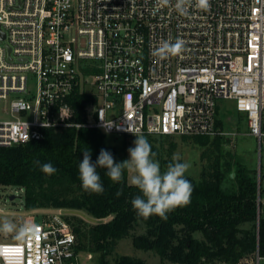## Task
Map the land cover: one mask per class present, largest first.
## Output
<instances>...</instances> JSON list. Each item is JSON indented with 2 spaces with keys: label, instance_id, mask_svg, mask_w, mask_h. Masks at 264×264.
Instances as JSON below:
<instances>
[{
  "label": "built area",
  "instance_id": "1",
  "mask_svg": "<svg viewBox=\"0 0 264 264\" xmlns=\"http://www.w3.org/2000/svg\"><path fill=\"white\" fill-rule=\"evenodd\" d=\"M175 3L0 0V146L80 127L112 136H233L216 121L226 102L261 140L264 0H210L207 11L193 0L184 15ZM177 39L185 42L179 54H155ZM75 92L94 100L77 105ZM27 223L36 234L0 242V264H77L63 217Z\"/></svg>",
  "mask_w": 264,
  "mask_h": 264
},
{
  "label": "trees",
  "instance_id": "2",
  "mask_svg": "<svg viewBox=\"0 0 264 264\" xmlns=\"http://www.w3.org/2000/svg\"><path fill=\"white\" fill-rule=\"evenodd\" d=\"M87 100L94 98L75 92L73 101L77 105ZM216 121L217 125L222 124L220 118ZM139 136L149 141L156 153L154 159L160 162L161 171H166L173 163L176 144L170 141L164 150L159 140L170 136ZM181 137L191 138L202 147L200 159L205 163L198 179L185 173L194 189L191 202L167 213L166 219L155 214L148 218L138 215L131 201L143 194L128 182V168L120 182H113L107 176V169L98 167L102 193L82 187L79 164L84 151H90L91 160L95 162L100 150L106 149L119 163L128 159L126 138L135 141L136 135H123L117 145L109 142L108 135L96 127L66 128L46 130L39 140L0 146V184L23 189L25 210L77 209L96 218L97 222H91L77 214H62L76 237V250L96 253L97 264H109L106 257L120 239L129 235L135 247L152 249L161 260L172 264H236L256 253L264 257V215L257 216L255 170L234 160L231 165L237 188L225 190L222 183L230 163L224 159V136ZM37 160L40 165L50 162L57 169L56 173H44L40 165L34 163ZM260 189L263 190V186L260 185ZM138 226H142L143 231L133 233ZM195 232H200L201 237H196ZM114 264L147 263L142 258L120 254L114 258Z\"/></svg>",
  "mask_w": 264,
  "mask_h": 264
},
{
  "label": "clouds",
  "instance_id": "3",
  "mask_svg": "<svg viewBox=\"0 0 264 264\" xmlns=\"http://www.w3.org/2000/svg\"><path fill=\"white\" fill-rule=\"evenodd\" d=\"M195 6L203 11H207L211 4L210 0H194ZM159 3L167 5L170 0H159ZM193 5V0H176L175 8L181 14L187 13L188 8ZM184 41L177 39L175 43L164 41L157 49V55L165 57L179 54L184 48ZM134 147L128 149L130 158L122 162H115L112 153L106 149H101L95 162L91 160L90 151L83 152V159L79 164V176L82 187L86 191L102 193L104 191L100 174L97 168L107 169V176L113 182H120L123 178L124 170L134 168L136 175L132 177L131 183L141 192L142 196H136L131 203L138 215L148 218L155 214L166 219L167 213L179 206H185L191 202L193 192L192 183L185 178V173L190 167L187 162H180L179 153L173 155V163L167 166L166 171H161L160 162L154 157L156 153L152 151L151 144L143 136H136ZM40 165V161L34 162ZM41 170L46 174H54L57 169L49 162L40 165ZM119 195V193H118ZM0 231L4 233H16V239L23 241L26 237L36 234V226L26 223L19 228L9 220H4L0 224Z\"/></svg>",
  "mask_w": 264,
  "mask_h": 264
},
{
  "label": "rangeland",
  "instance_id": "4",
  "mask_svg": "<svg viewBox=\"0 0 264 264\" xmlns=\"http://www.w3.org/2000/svg\"><path fill=\"white\" fill-rule=\"evenodd\" d=\"M34 82L29 81L31 90L34 89ZM89 89H94V87L89 86ZM228 103V102H226ZM230 111L221 110L220 115L224 116L225 113L230 114L231 121L235 124L238 122V128L240 131H245L247 129L245 125V120L242 116L234 109L230 108ZM9 116V115H5ZM262 122L264 123V108L262 109ZM264 131V128H263ZM226 138V137H224ZM109 142L119 145L122 140V136L113 137L108 135ZM128 142V148L134 147V141L131 138H126ZM161 145L164 150L167 148L170 141L176 144V148L172 152V155L179 153L181 160L190 164L189 169L186 174L198 179L201 166L205 163V160L200 159V152L202 147L198 146L191 138L183 139L179 135H173L169 138H161ZM222 150L224 153V159L228 160L230 167L225 170V178L222 183V187L225 190H236L237 185L234 180V171L232 167V162L234 160L240 161L245 164L248 169H254L256 176L257 191L259 193V214L264 215V189H260V185L264 188V135L261 136V140L257 139L252 135H239L235 142L229 143L226 138L222 144ZM165 153V152H164ZM260 157V163L262 164L261 169H258V159ZM130 155L128 153V159ZM261 170V171H260ZM136 175L134 168L127 169V179L131 183L132 177ZM11 195H13L11 197ZM261 208V209H260ZM54 208H43L35 209L33 211L25 210L23 205V189L13 185H3L0 184V224L4 220H9L16 224L19 228L24 225V223L30 221H39L41 218L47 216V214H54L58 216H63L58 209ZM142 226H138L133 233L142 232ZM196 237H201L200 232H195ZM16 240V233H4L0 231V242H12ZM120 254H127L130 256H135L145 260L147 264H172L167 260H161L158 254L150 249L143 250L137 248L132 243L131 236L124 237L120 239L114 251L109 254L106 258L109 264H114V258ZM77 264H97V254L85 250L77 251ZM223 264V263H219ZM240 264H264V259H259L256 261L255 255H250L240 261Z\"/></svg>",
  "mask_w": 264,
  "mask_h": 264
},
{
  "label": "crops",
  "instance_id": "5",
  "mask_svg": "<svg viewBox=\"0 0 264 264\" xmlns=\"http://www.w3.org/2000/svg\"><path fill=\"white\" fill-rule=\"evenodd\" d=\"M225 106H227L226 108H225ZM222 107H223V109L225 110V112L226 111H230L229 109L230 108H232L233 110H234V108L231 106V104H227V103H224L223 105H222ZM221 106L220 107H218V112H217V118H220L221 119V125H219L220 126V128L221 129H223V130H225V131H228V132H231V131H235L236 132V134L235 135H233V136H226V135H224V137H226L227 139H228V141H229V143H233V142H235V144H236V139H237V137L239 136V135H250L249 133H248V127H247V122H246V117H245V114L244 113H242V112H239V111H237L241 116H242V118H244V120H245V125H246V127H247V129L245 130V131H240L239 130V128H238V122H235V124L231 121V118H230V114H228V113H225L224 114V116H221L220 115V112H221ZM253 136V135H252ZM225 138V139H226ZM237 161V160H236ZM238 162H240V161H238ZM241 164H243L242 162H240ZM247 169H248V167L245 165V164H243ZM261 166H262V164L260 163V157H259V159H258V168H257V170L258 169H261ZM251 170V169H250ZM252 170H254V169H252ZM256 171V170H255ZM261 171V170H260Z\"/></svg>",
  "mask_w": 264,
  "mask_h": 264
},
{
  "label": "water",
  "instance_id": "6",
  "mask_svg": "<svg viewBox=\"0 0 264 264\" xmlns=\"http://www.w3.org/2000/svg\"><path fill=\"white\" fill-rule=\"evenodd\" d=\"M12 196L13 195H11V197ZM258 208H259V193L257 191V216L259 217ZM58 210H60V212L63 213V214H66V213L67 214H69V213H71V214H77V215L82 216L83 218H85L88 221L97 222V219L96 218H92V217L88 216L85 212H83L81 210H77V209H65V208H61V209H58Z\"/></svg>",
  "mask_w": 264,
  "mask_h": 264
}]
</instances>
